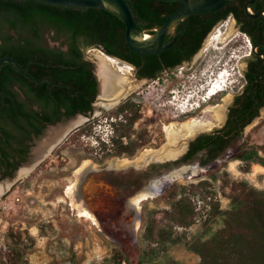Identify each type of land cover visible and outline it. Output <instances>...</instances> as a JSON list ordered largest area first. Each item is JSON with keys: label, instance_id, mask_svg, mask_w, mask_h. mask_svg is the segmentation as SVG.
I'll use <instances>...</instances> for the list:
<instances>
[{"label": "rangeland", "instance_id": "1", "mask_svg": "<svg viewBox=\"0 0 264 264\" xmlns=\"http://www.w3.org/2000/svg\"><path fill=\"white\" fill-rule=\"evenodd\" d=\"M213 33L220 34L218 41L208 45L206 38L188 64L173 72L163 71L156 79L135 81L133 67L111 57L117 64L114 68L121 67L123 75L128 77L130 87L132 86L131 96L140 105L141 116L133 128L145 130L150 139L149 144L132 157L108 156L98 163L96 159L101 158L103 152L97 147L94 137L99 138L102 134L109 133L111 126L104 122L105 117H109L104 116L109 109L91 116L90 120L94 118L91 125L99 124L96 130L78 137H71L70 133L27 177L7 187L0 198V264H12L8 255H12L13 247L21 252L18 264H103L117 249L127 257L129 264H138L137 258L142 248L138 236L142 222L137 219L133 226L132 220L136 216L119 203L117 196L120 187L118 182H114L125 175L140 172L146 174L155 165L152 161L146 163L153 153L160 154V161L177 158L187 145V138H192L199 132H208L222 123L225 107L235 89L231 84L240 78L243 59L251 51V44L248 36L238 30L231 18L219 23L210 35ZM86 55L92 64L98 62L97 55L104 59L107 57L97 48L89 49ZM219 68L227 69L223 78L224 90L204 101L201 98L204 97L203 90H198L206 86L208 81L205 80L215 76ZM228 71L230 74H227ZM188 90L203 102L198 109L197 103L189 105L187 100V106L180 112L178 108L184 104L177 106V103ZM98 96L99 94L92 105L91 114L94 105L99 102ZM215 109L221 110V117L215 114ZM194 118L199 121L200 128L187 135L179 126ZM168 130L171 136L168 135ZM245 131L247 136L244 137V146L257 149L260 157L264 158V122L255 120ZM165 147H169L167 151L172 150L173 153L162 154ZM145 154L150 155L144 158ZM238 154L226 153L220 162L206 167L198 165L196 159L180 167L154 170L152 175L164 171L167 174L152 181L156 184L158 193L138 204L140 215L148 209H154L155 217L163 222V211L169 207L179 186L204 179L209 181L213 190L212 200L218 201L221 209H226L229 205L227 193L231 181L244 180L256 188H263L264 165L251 163L245 171V163L233 158ZM84 161L94 165H102L108 161L110 166H114L107 172L108 181L110 176L115 179L111 184L108 182L114 195L104 191L103 187L97 189V206L89 209L96 223L77 215V210L83 206L77 201L72 206L66 191L69 184L76 182L77 186L76 170ZM192 201L195 204L196 221L186 229L188 238L202 232L201 221L210 210V205L200 197L195 196ZM218 226L219 223H214L213 229ZM181 230V227L177 228V231ZM8 233L15 237L18 235L19 240L15 242ZM169 255L183 264H199V257L181 243L170 246Z\"/></svg>", "mask_w": 264, "mask_h": 264}, {"label": "trees", "instance_id": "2", "mask_svg": "<svg viewBox=\"0 0 264 264\" xmlns=\"http://www.w3.org/2000/svg\"><path fill=\"white\" fill-rule=\"evenodd\" d=\"M126 1L139 28L150 29L165 21L173 11L171 4L176 0ZM237 1L231 0L217 10L215 13H221L216 20L233 14L232 12L237 10ZM190 17L191 15H188L184 20L187 21ZM245 17L248 18L246 15ZM212 24L213 22L202 31L187 58L199 48L202 38ZM124 30L122 19L107 9L55 5L39 0H0V59H13L34 80L49 75V81L44 79L37 84L24 77H20L18 82L20 89L30 92L37 101L40 99L42 106L53 107L54 115L46 112L43 115L48 124L60 119L59 107L66 109L67 116L91 110V103L96 94V80L92 65L81 59V48H99L133 67L142 64L148 73V79H156L163 72L160 62H165L167 67L174 66L176 60L173 58L176 54L195 39L194 32L184 30L176 41L160 54L140 56L127 47ZM241 32L251 40L247 31ZM46 36L53 41L63 38L61 44H66L68 54L61 53L59 47L49 48ZM13 74L20 76L8 62H3L0 66V92H3L5 97L8 92L11 93L9 85ZM14 107L19 106L15 104ZM5 113L3 106V111H0V129L4 135L7 131L2 126V118H5L2 115ZM55 115L57 117L52 118ZM106 115L109 117H105L104 122L112 127V133L108 144L101 141L97 144L103 155L96 159V162L101 163L108 156L132 157L139 149L149 144L147 132L133 128L141 116L140 105L134 101L133 95L106 112L104 116ZM30 117H33L32 113ZM262 121L264 122V119ZM92 123L90 121L80 126L69 136L78 137L91 131ZM212 138L210 135L199 137L195 148L192 146L196 141L191 142V150L187 156L207 146ZM233 158L245 163V171L251 163L264 165V158L260 157L258 150L253 147L243 145L242 151ZM212 191L206 179L180 185L174 192V199L169 203V207L163 211V222H159L155 217L154 209H148L141 214L142 224L138 240L142 248L137 263L183 264L169 255L170 246L181 243L199 257V264H264V187L256 188L244 180L231 181L227 193L229 205L226 209H221L219 202L212 200ZM195 196L208 203L210 210L201 221L202 232L188 238L186 229L196 221L195 204L192 201ZM214 223H219L215 229ZM178 227L182 230L177 231ZM8 236L15 242L20 238L10 233ZM11 251L9 259L12 264H18L20 250L13 247ZM103 264H129V260L117 249Z\"/></svg>", "mask_w": 264, "mask_h": 264}, {"label": "flooded vegetation", "instance_id": "3", "mask_svg": "<svg viewBox=\"0 0 264 264\" xmlns=\"http://www.w3.org/2000/svg\"><path fill=\"white\" fill-rule=\"evenodd\" d=\"M247 1L248 0H238L236 3L237 10L232 12L233 14H229L225 18H231L238 30L247 31L253 43H251L250 40L251 51L249 52L247 57L243 59V65L239 72L240 78H238L235 83L231 84L235 89L233 90V88H231V90H233V94L230 101L225 107L222 123L208 132H199L195 134L191 138V140L187 142V145L181 155L173 160L171 159L170 161L166 160L158 164L155 163L154 166H151V168L146 171V174L140 172L125 175L117 181H115V179L110 176V181L108 182H110V184L112 183V181H115V184H117L116 182H118L117 185L120 187L118 191L119 194L117 196L119 203L121 202V206L127 207L132 212V214L136 216L132 220L133 226L134 221L138 219V213L140 212L138 210L139 203L135 202L136 195L146 187L151 186V188H154V196H156L158 193V188L152 181L156 178L159 179L163 177L164 174H167L164 171L161 174L155 173L152 175V172L154 170L168 169L169 167H180L183 164L192 163L196 159H198V161L196 160V163L204 167H206L207 165L217 164L226 155V153H240L244 145V137L247 136V132L245 131L246 127H248L255 120L256 122H260L264 119V14H261L258 17L247 16L244 11V5ZM180 5V1H174V3L171 4V8H173L174 11ZM251 10L253 12L264 10V0H255L251 5ZM215 12L203 16H201V14H191V17L187 21L183 20L178 24L176 29L178 30L177 38L184 30H191L192 32H194L193 38L195 39L193 43L190 42L188 45L184 46L181 49V52L176 54V56L173 58L174 60H176V64H174V66L167 67L165 62H160V66L163 67V71L173 72L178 67H184L185 64H188L193 59V57L201 49L206 38L209 37L212 30L219 23L225 20H216L221 11L218 13ZM245 15L248 18H246ZM212 22L213 24L210 26L208 32L202 38L199 48L196 50V52L191 54L189 58H187L189 51H191V48L194 46L195 41L198 39L202 31H204V29ZM173 35V32H170L165 36L164 40H166L167 38H171ZM61 41H63V38L53 41L46 36V42L49 48L59 47L60 52L67 55V46L66 44H61ZM91 48L95 47L88 46L85 48H81V59L83 61L89 62L92 65L93 70V64L86 55L87 51ZM22 69L25 72V69ZM132 70L135 78L139 80L148 79V73L143 68L142 64L133 67ZM18 73L20 74V76L13 74V76L10 77L9 90H11V93L8 92L7 97H5L4 93L0 92V111H3V106L4 110H6V113L2 115L5 117L2 118V126L7 131L6 135H4L3 131L0 129V183L4 182L6 184H9L10 187L16 184V182L21 181L24 177H27L34 167H38L40 165V162L42 160L38 161V163L36 162V164L30 163L31 148L34 145V141L40 137V135L44 132L48 125L47 121L43 119L44 112L51 115L55 114L53 112V107L42 106V101L40 99H38L37 101L31 96V94H29L30 92H24V90L20 89V87L18 86L20 77H24L30 81L32 80L26 72L25 74H22L20 72ZM43 76L44 77H42L41 79L36 80H50L49 75ZM13 92H15V95H13ZM97 94L100 95V87L98 89V85L96 82V94L94 100L91 103V110ZM131 94L132 93L129 90L127 95L121 101L111 107V110L125 101L127 98H129ZM46 95L47 94L45 93L44 96ZM15 104H17L19 107L15 108ZM200 107L201 106H199V108ZM91 110L85 113H81L83 114V116L88 117V120L84 124L90 121L93 122L94 118L90 120L91 116H93L91 114ZM103 110L104 109H102V111ZM65 112L66 109L64 107H59L58 114H60V119L54 123L65 121L69 118L74 117V115L76 114L75 113L72 116H67L65 115ZM31 113L33 114V117H30ZM56 117L57 115L52 116V118ZM203 135H210L213 138L209 140L207 146L200 148L190 154V156H187L188 152L191 150L190 143L196 141ZM198 143L199 142L196 141L192 148H195ZM32 165V169H30L25 176H20V170H24L23 166L30 167ZM90 166L92 167V165ZM186 170L188 171L187 168ZM185 173L186 171L183 172V174ZM101 187H103L104 191L110 192L114 195V191L111 190V186L109 184H101L100 188ZM100 188L96 187V192L97 189ZM75 192L76 201L78 202V204L88 209L86 204H84L83 199L81 197H77V189ZM3 194L0 195V198L3 196ZM127 200L130 201L132 207L127 206ZM131 208L133 210H131Z\"/></svg>", "mask_w": 264, "mask_h": 264}, {"label": "water", "instance_id": "4", "mask_svg": "<svg viewBox=\"0 0 264 264\" xmlns=\"http://www.w3.org/2000/svg\"><path fill=\"white\" fill-rule=\"evenodd\" d=\"M50 4L55 5H69V6H80V7H94V8H100V9H107L111 10L114 13H116L123 21L124 23V37L127 47L135 54L140 56H148V55H156L160 54L162 51L169 48L177 39L178 36V30L177 26L178 24L183 21L188 15L191 14H201V15H207L211 14L217 10H219L221 7H223L225 4L230 2L231 0H176L180 1L181 5L172 11L165 19V21L156 27L150 28V29H140L138 26V23L136 22L134 15L132 13V9L129 5V3L126 0H39ZM172 1V0H169ZM255 0H248L244 5V11L247 16L249 17H258L261 14H264V10L253 12L251 10V5L253 4ZM173 32V36L165 41V36L169 33ZM52 44V43H51ZM98 51L102 52L104 55L113 57L109 54H106L103 50L98 49ZM100 55L96 56L97 61L99 60ZM3 62H8L11 67L22 73L25 74L24 70L20 68L16 62L11 58H1L0 59V66ZM128 64V63H127ZM95 65L96 63H93V73L96 77V82L99 89V80L95 72ZM130 65V64H129ZM35 83L40 82L41 80H34L33 78H30ZM135 81H139V79L134 78ZM127 95V94H126ZM125 95V96H126ZM125 96L120 98L119 101H121ZM98 101H104L101 99L100 95L98 96ZM96 103L94 105L93 113L92 115H95L102 111V109H109L111 107H105L104 105L100 103ZM83 115L81 113H76L74 115ZM86 117V116H85ZM73 118V117H72ZM71 119V118H69ZM69 119L61 122H57L54 124H48L44 132L40 135L38 139L34 141V145L31 148V157H30V163H38V161L43 159L44 153L47 151L44 150V147L41 146V143L44 142L45 137L48 135L49 129L52 127H55L57 125H61L62 123H65ZM88 120V117L85 118L83 122L80 124L75 125L72 127L69 131H66L61 139L60 142L56 145L58 146L70 133L78 129L81 125H83ZM191 138H187L186 142H189ZM40 147L41 151L44 152L40 157L35 159L34 150ZM43 147V148H42ZM186 147V146H185ZM184 147V148H185ZM169 147H165L162 151H167ZM44 150V151H43ZM157 153V151H156ZM160 154L151 155V157L146 161V163L152 161L153 163H161L159 158ZM112 159V158H111ZM110 159V160H111ZM108 160V161H110ZM173 160V159H172ZM104 162L102 165H94L91 163V166L85 167L82 169V172L80 174L79 180H78V186H77V196L81 197L88 207V209H94L97 206V202L99 199L98 191L96 192L95 188L99 187L101 184H108L107 179V172L110 168H114V166H110L109 162ZM170 161V160H168ZM145 164V163H144ZM94 165V167H93ZM180 169V168H178ZM4 190L2 194L6 191V188L9 186H6V183H4ZM126 204L128 207H132V204L129 200L126 201ZM131 210H133L131 208ZM138 218L141 220L140 214L138 213Z\"/></svg>", "mask_w": 264, "mask_h": 264}, {"label": "bare ground", "instance_id": "5", "mask_svg": "<svg viewBox=\"0 0 264 264\" xmlns=\"http://www.w3.org/2000/svg\"><path fill=\"white\" fill-rule=\"evenodd\" d=\"M219 39H220V34L213 33L208 37L207 43L208 45H210L212 42L218 41ZM105 59L101 57L99 58L98 62L95 65V72L99 80L100 96L102 97L103 100L107 101V102L101 101L100 103L104 105L105 107H111L114 104H116L120 98L125 96L128 93V91L132 88V86L130 87V82L128 81V77L123 75L122 68L119 66H117L119 69L114 68V66L117 65L116 61L109 56L105 57ZM225 75H226L225 71L221 72L219 76L215 75V79H212L206 84L205 87L203 86V88L201 87V89L198 90L199 92H202L203 90L204 97H201V98L204 99V101H206L209 97L215 95L216 93L224 90V87H223L225 86L224 81H220L219 78H225ZM213 80L214 82H212ZM197 100L200 101V99L198 98ZM185 103H187V101L183 103L184 104L183 107L178 108L180 112L182 109H184L187 106V104L185 105ZM220 111L221 110H218V109L214 110L215 114L221 117L222 112L220 114ZM84 120H85V116L77 115L69 119L65 123H62L61 125H57L49 129L48 134H47L48 136L45 137L44 142L41 143V146H43L44 150L46 149L47 151L44 153L41 151L40 147H38L37 149L34 150L35 159L40 157L43 153H44L43 158L49 155L51 151L56 147V145L60 142L62 135L66 131H69L75 125L83 122ZM199 126H200L199 121L196 118H194V119H191V120H188L182 123L179 127L182 128L186 132L187 135H189L190 133L196 131V129L200 128ZM173 127L174 129L176 128L175 125H173ZM167 132H168V135H170L169 130ZM172 153H173L172 150L162 152V154H166V155H169ZM149 155L150 154H145L143 157L146 158V157H149ZM90 165L91 163H89L88 161H84L82 165L79 168H77L76 170V173H78L77 174V186H78V180L82 172V169ZM23 167L25 171L20 170L21 172L20 176H25L29 172V170L32 169L33 165L30 167L28 166H23ZM3 183H0V195L2 194L4 187H5ZM6 186H8V184H6ZM76 189H77L76 182L69 184L66 188L67 195L70 198V204L72 206L76 204L75 203ZM154 195H155L154 188H151V186H148L136 195L135 202L141 203L142 201L149 199L153 197ZM77 215L80 217L91 219L94 223H96V219L94 218V216L91 214L89 210L85 209L84 207L79 208L77 210ZM138 220L140 219L138 218Z\"/></svg>", "mask_w": 264, "mask_h": 264}, {"label": "clouds", "instance_id": "6", "mask_svg": "<svg viewBox=\"0 0 264 264\" xmlns=\"http://www.w3.org/2000/svg\"><path fill=\"white\" fill-rule=\"evenodd\" d=\"M222 69H225L227 71L226 68H222ZM227 73L230 74L229 71ZM182 98L183 99L179 101V102H181V104L188 100L189 101V103H188L189 105H193L194 103H197L198 105H196V108H198V106H200V103L202 102V101H198L197 100V98L194 96V93L191 90H188V92H186L185 96L182 97ZM177 106H178V103H177Z\"/></svg>", "mask_w": 264, "mask_h": 264}, {"label": "built area", "instance_id": "7", "mask_svg": "<svg viewBox=\"0 0 264 264\" xmlns=\"http://www.w3.org/2000/svg\"><path fill=\"white\" fill-rule=\"evenodd\" d=\"M97 126H99V124H93L92 125V128H91V131L93 132L94 130H96L97 129ZM111 133H112V127L109 129V133H107L106 135H101V136H99V138H98V136H96V137H94V136H92V135H90L91 137H94V141L97 143V144H99V141H101V142H104V143H106V144H108L109 143V136L111 135Z\"/></svg>", "mask_w": 264, "mask_h": 264}]
</instances>
